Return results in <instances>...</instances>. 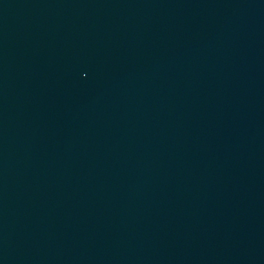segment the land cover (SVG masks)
I'll use <instances>...</instances> for the list:
<instances>
[{"label": "water", "instance_id": "1", "mask_svg": "<svg viewBox=\"0 0 264 264\" xmlns=\"http://www.w3.org/2000/svg\"><path fill=\"white\" fill-rule=\"evenodd\" d=\"M0 264H264V0H0Z\"/></svg>", "mask_w": 264, "mask_h": 264}]
</instances>
